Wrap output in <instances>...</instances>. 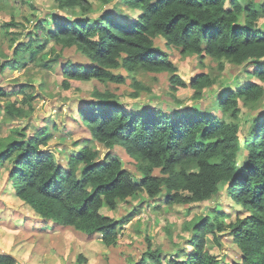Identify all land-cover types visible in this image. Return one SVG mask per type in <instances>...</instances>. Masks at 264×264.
<instances>
[{
  "label": "trees",
  "instance_id": "trees-1",
  "mask_svg": "<svg viewBox=\"0 0 264 264\" xmlns=\"http://www.w3.org/2000/svg\"><path fill=\"white\" fill-rule=\"evenodd\" d=\"M54 1L57 10L45 11L25 37L11 39V55L0 51V74L8 68H25L30 61L38 65L46 60L48 67V44L54 40L63 49L78 48L90 61L89 65L67 61L62 68L66 87L71 79L125 83V75L114 70L126 66L129 70L171 72L172 87L190 86L196 98H202L204 89L212 87L216 78L202 72L186 82L177 73L170 53L157 45V40L163 39L167 46L184 53L238 66L255 64L252 74L264 82V28L258 22L264 17V0H249L246 5L242 0H122L137 11L121 19L112 14L118 0H96L98 8L91 0ZM75 7L83 13L66 10ZM94 8L98 11L92 12ZM243 13L244 23L240 19ZM30 86L13 88L12 94L22 95L21 100L0 102L2 121L34 113L35 94L28 93ZM96 93L97 97L85 99L77 110L82 124L98 143L125 148L139 163L143 177L136 178L116 156L98 162L99 152L87 143L68 157L66 166L61 165L52 151H42L53 136L49 126L33 134L17 128L7 136L0 134V166L9 173L17 196L44 221L99 235L105 244L114 245L120 225L102 212L105 207L115 210L121 201L139 192L150 199L163 195L166 205H189L227 191L241 206L242 216L226 224L218 214H211L215 211L211 208L206 216L187 221L192 249L185 259L171 258L166 264H225L206 244L209 235L218 242L219 233L226 230H232L242 255L240 262L228 264H264V111L246 126L248 138L242 135L240 118V101L256 108L264 85L251 81L219 96L218 108L230 121L201 115L198 109L172 114L146 106L139 111L111 92ZM0 98H9L4 87H0ZM155 168H161L163 175H155ZM146 254L155 264L164 263L160 250ZM0 264L18 261L12 253L4 252Z\"/></svg>",
  "mask_w": 264,
  "mask_h": 264
},
{
  "label": "rangeland",
  "instance_id": "rangeland-1",
  "mask_svg": "<svg viewBox=\"0 0 264 264\" xmlns=\"http://www.w3.org/2000/svg\"><path fill=\"white\" fill-rule=\"evenodd\" d=\"M91 1H95L96 7H99V1ZM248 1L242 0L244 5ZM254 1L259 3L261 0ZM117 3V8L112 13L117 19H121L123 15H133L137 11L128 8L122 0ZM58 7L54 0H0V51L11 55L14 46L11 39L25 37L26 32L35 27L33 23L44 17L45 11H54ZM97 8L92 9V12L98 11ZM66 10L76 14L83 13L78 7ZM135 18L136 16L133 17ZM240 19L244 23V13L240 15ZM258 22L264 28L263 16ZM7 23L15 25L8 26ZM157 45L170 53L177 73L186 82L202 72L209 73L217 82L212 87L205 88L204 96L197 99L190 86L172 87L171 72L146 71L141 68L129 70L126 66H121L114 72L124 74L125 83L71 79L70 86L66 87L62 68L67 61L87 65L90 61L78 48L63 49L53 40L48 44V67L44 65L46 60L38 65L30 61L25 68H8L0 74V87H4L9 93L8 99L0 98L1 103L22 99V95L12 94L13 88L22 84H31L27 91L35 94V109L31 116L2 121L0 112V134L7 136L17 128L27 129L28 133L33 134L35 130L49 126L53 136L42 151H52L61 165L66 166L69 156L89 144L99 152L98 162H104L108 155L116 156L121 159L125 169L131 171L136 178H142L139 163L125 148L120 145L107 148L98 143L82 124L77 110L85 99L97 97L96 92L107 91L116 95L130 109L141 111L146 106L158 107L172 114L176 110L198 109L201 115H215L230 121L218 108L219 96L251 81L264 85V82L252 74L256 69L255 64L238 66L227 60L219 62L210 56L184 53L181 49L167 46L163 39H158ZM221 65L224 67L221 68ZM240 104L242 135L248 138L250 130L246 126H251L255 115L264 111V94L256 108L243 105L242 100ZM153 173L163 175L161 168H155ZM8 174L0 166V253H14L18 264H155L146 254L155 249L162 252L163 264H166L171 258L185 259L192 249L188 244L190 231L185 227L187 221L206 216L211 208H215L211 214H218L226 224L233 223L236 217L242 216L241 206L231 199L227 191L209 201L189 205H166L163 195L150 199L146 193L139 192L127 201H121L115 210L108 207L102 210L104 214L116 218L120 225L118 243L107 245L99 235L89 236L71 227H58L38 218L35 211L17 196L8 180ZM125 217L130 218L125 220ZM54 229L56 231L52 233ZM218 238V242H215L209 235L207 248L225 264L240 262L242 255L234 241L232 230L219 233Z\"/></svg>",
  "mask_w": 264,
  "mask_h": 264
},
{
  "label": "crops",
  "instance_id": "crops-1",
  "mask_svg": "<svg viewBox=\"0 0 264 264\" xmlns=\"http://www.w3.org/2000/svg\"><path fill=\"white\" fill-rule=\"evenodd\" d=\"M21 100V99H20ZM19 101V100H18ZM37 215V214H36ZM38 218H41L40 216H37ZM36 217V218H37ZM26 228H28V230L30 229V227L29 226H26ZM35 230H37V229H35ZM38 231V230H37ZM54 231H56L55 229L53 230V232L52 233H54ZM36 232V231H35ZM35 232L34 233H32V237H33V235L35 234ZM13 255H14V253H12Z\"/></svg>",
  "mask_w": 264,
  "mask_h": 264
}]
</instances>
